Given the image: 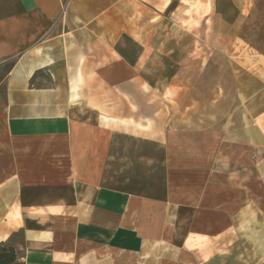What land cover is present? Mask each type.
Returning <instances> with one entry per match:
<instances>
[{
    "label": "crops",
    "instance_id": "crops-1",
    "mask_svg": "<svg viewBox=\"0 0 264 264\" xmlns=\"http://www.w3.org/2000/svg\"><path fill=\"white\" fill-rule=\"evenodd\" d=\"M0 245L264 264V0H0Z\"/></svg>",
    "mask_w": 264,
    "mask_h": 264
},
{
    "label": "trees",
    "instance_id": "trees-1",
    "mask_svg": "<svg viewBox=\"0 0 264 264\" xmlns=\"http://www.w3.org/2000/svg\"><path fill=\"white\" fill-rule=\"evenodd\" d=\"M0 264H18L14 248L0 245Z\"/></svg>",
    "mask_w": 264,
    "mask_h": 264
}]
</instances>
